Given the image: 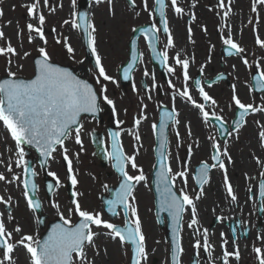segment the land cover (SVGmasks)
I'll return each instance as SVG.
<instances>
[{
  "label": "flooded vegetation",
  "instance_id": "af4514ba",
  "mask_svg": "<svg viewBox=\"0 0 264 264\" xmlns=\"http://www.w3.org/2000/svg\"><path fill=\"white\" fill-rule=\"evenodd\" d=\"M177 2L180 7H182L180 2H183V4L185 2L190 3L189 5L185 4L184 8H187L185 10H192L195 19L193 20L191 16L184 13L177 15L174 10L169 19L166 18L169 20H167L168 27L174 42V47L167 49V63L169 66L177 69L174 74L167 72L165 65L156 57L155 52L143 35L138 39L140 59L136 63L133 74H131V81L123 84L118 75V69L114 78V90L108 88L110 86L106 84L108 81H100L102 84L94 83L93 81L94 87L100 97V114L98 117H84L80 119L79 125L82 126L81 139L84 150L81 151V146L75 143L74 131L65 140V147L68 150L69 158L73 162L74 174L78 180L75 189H73V185L68 178L67 162L63 159L62 148L57 147L53 158L48 159L47 167H45L40 164V160L44 158L38 154L39 152L35 148L25 146L26 164L37 173L34 177H31L33 182L36 183L37 189L35 193H32L31 189H29V192L41 204L39 209L35 211L30 210L23 195L24 186L22 183V180L28 177L27 174L22 172L21 168L15 167V160L17 158L15 143L5 129V134L11 143L8 148V141L5 139V143L3 144L5 149L1 148L0 173L6 176L7 181L12 180V174L20 176L21 181L12 183L0 181V196L4 197L5 200L11 197L10 204L5 205L0 203V220H3L7 230L13 233L14 241L19 240L25 234L32 235L42 241L51 231L53 225L62 223L60 213L65 218L70 219L73 224L78 223L80 218L74 213H69V209L74 208L72 204L73 190L80 193L77 199L82 209L93 213L99 212L102 214V219L121 227L124 226L125 215L121 207L117 208L118 214L115 216L107 213L104 208V201L114 198V189L119 184V181H121L118 174L113 171L114 161L105 158V151L111 149L109 132H120V141L126 154L130 150L135 151V153L140 150L145 151L146 158L144 159L149 163V166L146 169L147 172L144 170L143 173L146 179L140 183H146L147 193L152 194L153 198L152 174L156 163L154 149L156 146H160L159 124L161 114L165 111L171 112L174 107L176 110L175 118L179 123L173 126L172 121L166 122L164 129V137L166 139L165 152L168 156L167 162L171 166L173 173L182 171L185 164H187V184L185 186L184 179L177 177L173 190L179 195L180 190L183 189L193 198L198 219V225L195 226V229L188 228L187 225L192 219V212L191 207L185 206V211L181 214L180 221V237L183 247V253L180 257L181 264H210V261L213 264H222L224 251L221 248L222 232L224 233L223 239L228 241L225 245L228 251H234L237 246L239 248V260L232 257L230 258V264H258L253 248L260 247L264 249V240L257 239V236H264V197L259 195L258 187L261 179H264L259 175L260 172L264 171V163L257 164L256 158L264 161V148L261 147L259 138V132L262 126H264V111L250 112L243 118L245 123H243L239 132L232 131L235 122L239 119L240 110L232 101L233 90L231 85L233 76L236 82L233 81L232 83L236 86L235 92L241 102L252 104L257 108H264V90L256 91L251 85V74L253 71L258 73V70L254 68L253 70L251 69V73H247L246 65L240 59L241 54L239 56L228 55L226 52L228 46L224 45L222 41H219L221 43L217 44L212 34H210L213 38H211V42H203L209 46L214 43V46L205 47L204 50L206 52L203 51L199 56L200 52L198 51L200 48L193 49L188 46V42L191 41L192 43L193 40L194 42H200L198 37L200 31L202 32L203 30L204 33L217 31L219 37L222 32L223 36L227 37L228 28L225 27L232 26V21L226 22L223 15H220L224 21L222 25L221 20H218L215 17L216 15H214L213 18H216L215 22H217L218 26L210 29L209 27H212V25H209L211 22L208 20L209 18L200 16L198 14L200 9L193 7L194 3L192 2H196V0H192L191 2L190 0H177ZM168 3L171 6V0H167V6ZM215 3L218 4L219 0H215ZM234 22L236 24L238 21ZM147 23L151 25L155 23L157 25L158 40L156 42V51L163 52L167 43V34L163 32L162 26L154 15ZM243 26L236 29L230 27L233 40L241 47L244 46V43L241 41L242 36L240 37L241 29L245 28ZM189 27L192 30L191 40L189 39ZM133 29L129 32L124 42V45H126V58L128 57L127 53L129 50L128 42L133 35ZM259 37L264 40L260 33ZM189 51L190 54H195V58L199 59L201 64H196L188 58ZM215 53L220 54V59L215 60ZM178 54L181 59L189 60L188 72L190 79L187 82L183 80L182 69L175 63L174 57ZM206 55L210 57L208 63L204 62L206 61L204 60ZM237 57L241 63L231 64L230 61ZM222 60L226 64L221 62ZM225 66L229 68L225 69ZM260 66V70L264 71V64H260ZM202 67L203 72H201ZM145 71L149 75L145 76ZM196 80L201 81V85L205 91L217 102L216 105L207 102L206 111L209 113L215 111L222 120H216L210 116L208 121H204L198 109L193 107L185 98L175 95L176 90H183L186 84L193 98L198 103H205L200 97L199 91L195 88ZM169 81L175 85V88L169 87ZM133 84L136 85L135 91L133 90ZM242 84L243 86L245 84L246 90L250 92L249 99H246ZM102 87H106L107 91L104 94L114 102L115 115H113L112 111L113 105H108L103 100L104 94L100 91ZM221 87H225V90L229 88L228 98H217L218 93L216 92ZM119 88L125 91L126 100L124 101H119L117 97L119 96ZM223 93L226 92L221 91V94ZM149 96L151 99H149ZM173 96H175L174 100ZM142 112L146 119H142L139 126H136L135 120L140 118ZM117 120L123 123L117 126ZM257 121H259V124H257ZM222 122L224 124L223 134L220 127ZM153 123L157 125L155 133L152 129ZM195 128H200V136L195 133ZM189 131L191 135H189ZM177 132H179V138L177 137ZM229 132H231V135L228 134ZM136 135L140 136L139 141L135 139ZM213 139L220 145L221 152L226 148L228 155L231 157L232 163H228V158L225 156H222L221 159L225 162L229 181L233 185L237 196L236 201H232L227 196L224 186V171L218 167H209L208 182L206 184L201 186L197 183L196 178L200 175L199 169L201 163L206 162L210 166L214 163L211 159L213 155ZM189 146H191V154H189ZM97 152L103 153L104 158L99 157ZM139 161L140 159L135 157V162L138 166L141 165ZM8 164H12L11 173L7 171ZM127 170L130 175H137L136 170L132 169L130 165L127 166ZM48 171L55 172L59 177L60 184L58 187L55 185V180L48 176ZM246 173L250 179L245 178ZM49 183L53 184L51 190L48 188ZM140 183L134 185L133 194L135 188ZM105 185L108 187L105 188ZM249 188L252 189L251 192L248 191ZM201 192L200 198L196 199L197 194ZM53 203L59 205V210L52 207ZM87 205L90 206V210L87 209ZM9 213L13 217L11 221L7 218ZM153 215L154 222L162 229L160 236L165 243L169 244V251L156 257H150L148 254L143 264H173L170 241L168 239L169 226L174 224L172 217L163 213L161 221L157 222L155 212H153ZM138 216L142 232L144 233L142 228V224H144L143 219L140 213H138ZM217 217H221L222 219L218 221ZM146 220L148 221L149 218L146 217ZM171 220L172 222H169ZM17 226L21 228L20 233L14 231ZM204 229H207L209 242L213 246L211 256L203 248L200 249L197 255L196 250L193 248L195 239L200 238L201 241L203 240ZM197 230L200 233L199 237L196 235ZM92 231L97 233L96 237H102L106 245L114 243L115 240L119 241L118 238L112 239L107 234L108 230L103 227L92 226ZM95 238L94 243L96 241ZM123 245H126L130 250L128 243H124ZM11 255L13 264H31L30 256L23 246H17ZM127 256V264H130L131 255ZM74 257L75 254L73 262L76 259ZM125 258L126 256H123V261ZM2 259L3 254L2 250H0V260Z\"/></svg>",
  "mask_w": 264,
  "mask_h": 264
},
{
  "label": "snow or ice",
  "instance_id": "6c2138e0",
  "mask_svg": "<svg viewBox=\"0 0 264 264\" xmlns=\"http://www.w3.org/2000/svg\"><path fill=\"white\" fill-rule=\"evenodd\" d=\"M102 0H96V3H101ZM108 4H112V0H107ZM231 2L228 0V4H225V0H219L218 7L226 9L223 11V17H228L231 13ZM45 6L48 5L49 0H43ZM75 5L76 0H72ZM135 4V0H132ZM157 5V11L160 17V24L162 30L167 34V43L163 52H156V57L160 59V62L165 65L169 74H174L177 69L168 65V52L167 49L174 47L172 35L168 27V21L165 17V0H155ZM257 5H264V0H252L251 11L257 12ZM27 13L30 18L37 19L38 25L28 23L26 25L29 36L28 40L31 43L34 38H39L44 44H47L45 38L43 26L45 24V16L39 12V0H33L31 4L27 6ZM145 10L148 9V0H144ZM171 7L177 15L183 14L184 9L178 5L177 0H171ZM111 11V8L109 9ZM55 11V9H52ZM0 15H3L0 12ZM151 16L152 13L150 12ZM192 19H195V15L191 14ZM258 19V17H257ZM71 24L73 29H82L87 37V47L91 51V54L95 57V69L97 70V83H100V78L104 81H113V77L106 73V70L102 64L101 57L97 52L96 48V28L94 23L87 19L84 13L78 14L73 13L71 21L65 20L64 24ZM136 31V29H133ZM140 31L143 33L145 39L148 41L153 51L156 50V42L158 40V28L155 23L150 27L141 28ZM255 31V29H254ZM189 39L191 40V27L188 28ZM35 33V37L32 35ZM4 38V33L0 31V39ZM223 44L228 46L226 52L228 55H237L245 51L237 42L233 40L230 26H228L227 37L221 36ZM61 43L59 39L56 41ZM64 46L68 53H72L74 49L68 43V38L65 37L63 40ZM135 41L132 42V53L131 62L123 69V78L129 79V74L133 70L134 64L140 59V55L135 47ZM256 44L261 48H264V40L260 39L257 35ZM39 58L35 60L34 76L31 79L17 78V74L10 69L7 72V79L0 80V123L10 134L11 139L15 143L16 148V160L15 167L21 168L22 172L27 174V179H23L22 183L24 186L23 195L27 201V207L30 210H37L41 207L38 200L30 195L29 189L32 193H35L37 189L36 183L33 182L31 177H34L37 173L29 166L25 161V145L34 147L39 155L44 159L40 160V164L47 167L48 159L53 158V154L56 152L57 147L63 149V159L67 162L68 178L73 185V189L78 184V180L74 174L73 162L69 158L68 150L65 147V140L69 137L70 133L74 131L75 143L80 145V150L83 151V141L81 139L82 126L79 125L78 117L81 113H95L99 110L97 104V93L93 90V87L85 81L77 79L72 73L66 69L57 67L51 63L50 55L46 47L38 48ZM0 55L5 56H16L18 55L17 50L9 42L7 46L0 47ZM29 53L25 52L24 56L27 57ZM176 65L182 69L183 80L187 82L190 79L189 76V60L181 59L179 54L174 57ZM12 63L11 60L8 61ZM243 63L248 65V60L243 59ZM22 67V66H21ZM258 75L253 77L256 80V87L258 90H264V71L260 70L259 64L256 65ZM203 72V67L201 68ZM145 76L149 75L147 71L144 73ZM219 78V77H218ZM114 82V81H113ZM170 88H175V85L171 81L168 82ZM155 86V85H154ZM211 86V84H209ZM145 87H147L145 85ZM195 88L199 91V95L205 103H198L193 96L190 94L187 85L185 84L183 90H176L175 95L185 98L189 103L199 110L204 121H208L209 117H213L216 120H222L215 111L209 113L206 111V103L211 102L212 105H216V101L205 91L201 85L200 80L195 81ZM133 90H136V85L133 84ZM101 93H106V87L101 88ZM149 99L151 97L149 96ZM175 96H173V100ZM103 100L108 105H113V115L116 113L114 102L104 94ZM232 101L234 105L240 110L239 119L234 124L232 131L238 133L242 127L244 117L250 112L256 113L264 111V108L254 107L252 104H244L238 98L235 92V86L233 85ZM176 110L173 107L172 111H165L161 114L159 129H160V159H159V170L157 172V182L161 196V211H166L172 217L174 222L173 231L176 233L173 246H172V261L173 264H181L180 257L183 253V247L181 244L180 237V221L181 214L185 211V206L191 207L192 219L188 223V228L195 229L198 225V219L196 216V206L192 197L188 195L183 189L180 190L179 195L173 191L175 180L177 177L183 178L185 186L187 184V164L182 171L173 173L171 166L168 164V156L165 152L166 139L164 137V129L167 121H172L173 126L179 123L175 118ZM142 119H146L141 113L140 118L135 120V125L139 126ZM122 121L117 120L116 124L119 126ZM259 124V121H257ZM221 130L223 134L224 124L221 123ZM153 132L157 130V125L153 123ZM231 135V132L228 133ZM189 135L191 132L189 131ZM111 140V149L105 151V158L114 161L113 166L116 171L122 177L119 188L115 192L113 199L106 201L107 211L113 216L117 215V206H120L125 215L124 226H118L107 220L102 219V215L99 212L93 213L82 209L81 204L77 197L80 193L73 190L72 192V204L74 208L69 209V213H74L80 219L78 223L73 224L70 219L60 213V219L62 223L53 225L48 235L41 241L40 239L25 234L21 236L19 240H13V233L9 232L5 226L3 220H0V250H2L3 259L0 260V264H13L12 253L17 246H23L30 256L31 264H74L73 256L80 261V264H92L91 261H87L85 246L93 245L94 238L97 233L92 231V226L103 227L107 229V234L112 239H119L121 244L129 242L132 245V259L131 264H143V261L147 258L145 250V236L141 229L140 219L135 207V197L133 195V187L135 184L144 181L146 178L143 171L139 169L135 162V155L129 156L124 152L123 146L120 141V132L114 131L109 132ZM179 138V132H177ZM260 144L264 148V126H262L259 132ZM135 139L140 140V136L136 135ZM213 155L211 157L214 162L211 166L202 162L199 172L200 175L196 178L199 185H204L208 182V171L209 167H218L224 171V186L227 192V196L232 201L237 200V196L234 192L233 185L230 183L225 162L221 159L222 156L228 158V163H232L231 157L228 155L227 149L225 148L221 152L220 145L213 139L212 143ZM189 154H191V146H189ZM257 164H262L259 158H256ZM130 165L132 169L139 171L138 175H130L127 166ZM7 171L12 172V164L7 165ZM48 176L55 180V185L58 187L60 184L59 177L55 172L48 171ZM260 177L264 178V171L260 172ZM246 179H250L245 174ZM7 178L3 173H0V181H6ZM21 181V177L15 174L12 175V180L7 181L8 183ZM108 186L105 185V188ZM259 195L264 197V179H261L259 185ZM49 190L53 188V184H48ZM252 191L251 188L248 189ZM200 194H197L196 199L200 198ZM251 198V197H250ZM11 197L7 200L0 196V203L5 205L10 204ZM52 207L59 210V205L56 203L52 204ZM130 217V218H129ZM8 220L11 221L13 217L9 213ZM222 218L217 217L220 221ZM14 231L16 233L21 232V228L17 226ZM197 237L200 233L197 230ZM222 243L221 248L224 249L222 255V264H230V258L235 257L239 260V248L238 246L234 251H228L225 245L228 243L226 239H223L224 233H221ZM258 240H264V236H257ZM212 244L209 242V236L207 229L203 230V240L200 238L195 239L193 248L196 250L197 255L201 248L211 256ZM258 264H264V249L260 247L253 248ZM210 264L213 262L210 261Z\"/></svg>",
  "mask_w": 264,
  "mask_h": 264
},
{
  "label": "rangeland",
  "instance_id": "374dc122",
  "mask_svg": "<svg viewBox=\"0 0 264 264\" xmlns=\"http://www.w3.org/2000/svg\"><path fill=\"white\" fill-rule=\"evenodd\" d=\"M79 0H76L75 5H73L72 0H49V3L47 6L44 5L43 0H39V12L40 14H43L45 16V24L43 26L45 38L47 40V44L45 45L43 41H41L39 38H34V40L30 43L28 40L29 32L26 27L28 23H32L34 25H38V20L30 18L27 13V7L24 4L22 0H0V12L3 13V15H0V31H2L8 24H11L14 28L12 31V36L7 35L4 36L3 39H0V47H5L10 42L11 45L17 50L18 55L16 56H5L0 55V78L2 76H6L8 70L15 72L17 74V77L22 76L25 78H31V76L34 73V65H33V58L34 56L39 55L38 48L39 47H46L50 58L52 62H56V60H59L60 64L67 65V62L79 67L80 65L84 64L86 62L85 59V52L82 46V39L81 35L78 29H73L71 27V24H64L65 20L71 21L73 18V13H76V6L77 2ZM192 0H190L191 2ZM33 2V0H32ZM92 4V12H95L98 17L101 18V26H102V32L98 33L99 37L96 41V48L97 52L101 57L102 64L106 70V73L114 78L116 77V71L119 67V64H122L126 59V45H124L125 39H127L129 32L134 28L135 26L147 23L149 20H151L153 16V0H148V9L145 10L144 7V0H135L136 9L133 11L131 8L127 5V3L124 0H112V4L109 5L107 0H102L101 3H96V1H93ZM194 3L195 8L202 9L209 11L216 15L215 17L218 20H221V24H224L223 18L220 17L219 10L221 8L218 7V4L215 3V0H196ZM62 4H64L68 9V18L65 20L57 19L56 17H50L48 15L49 12H54L52 9L57 10ZM182 5V8L184 9V14L191 16V14H194L192 10H185L187 8H184V5H189L190 3L180 2ZM198 4L197 6H195ZM225 4H228V0H225ZM186 5V7H187ZM252 6V0H245L244 8L242 9V17L240 18L243 22V27L245 30V37L247 39V43H244L243 47L245 51L241 53L240 59H247L248 65H246L247 73H251V71L254 68H257L256 65L264 64V48H261L256 44V41L254 39V31H253V19L255 13L251 11ZM192 7V8H193ZM111 8V11L109 10ZM166 11V18L169 19V16L172 15L173 9L169 5L167 6ZM257 11H259L260 15L263 16L264 19V5H261V10L259 9V6L257 5ZM92 12H91V19H92ZM152 13L150 16L149 13ZM53 13V14H54ZM53 14H51L53 16ZM100 15V16H99ZM216 18H214V22L216 21ZM167 19V20H168ZM169 21V20H168ZM263 22V21H262ZM69 29L70 32H72V35H75V42L73 40V49L74 51L70 54L63 46V40H64V32L66 29ZM183 30V29H182ZM184 31V30H183ZM211 31V30H210ZM260 33V31H259ZM209 33L205 32L204 30L199 34L200 42L204 39ZM213 35V38L216 39V43H221L219 41H222L220 38L223 33L221 32L220 37L218 36L219 33L217 31L210 33ZM32 35L35 37V33H32ZM184 36V34H183ZM224 37H226L224 35ZM212 38V39H213ZM220 38V39H218ZM62 41L61 43H57V40ZM223 42V41H222ZM189 43V47L196 49L200 48L198 52L203 53L206 52L204 49L205 47L209 46L206 45L205 42H202L201 44L197 45L196 47L192 46L194 44V40ZM199 43V41H198ZM214 43L210 45L209 47H213ZM203 48V49H202ZM202 49V50H201ZM196 51V50H194ZM193 51V52H194ZM27 52L29 55L27 57L24 56V53ZM209 52V50H208ZM208 55V54H207ZM206 55L204 62L208 63V60H210V57ZM215 60L220 59V54L215 53ZM188 58L191 59L196 64H201L199 59L197 60L195 58V54H190V51L188 53ZM240 59L233 58L232 61H230L231 64L233 63H241ZM11 60L12 63L9 64L8 61ZM220 62V61H219ZM221 62H224L223 60ZM224 64H226L224 62ZM22 66V67H21ZM91 73V81H94V83H97V70H94L91 66H88ZM261 67V66H260ZM228 66H225V69H228ZM252 69V70H251ZM141 71L138 73L140 75ZM235 77L232 76L231 79V85L233 90L232 83ZM100 81L102 82L103 79L100 78ZM108 81L106 83L107 85H110L108 88L111 90H114V82ZM236 82V81H235ZM102 84V83H100ZM237 85L239 87V84L237 82ZM223 86V85H222ZM246 85L242 84V88L245 91L246 99H249L250 92L246 90ZM236 87V86H235ZM237 87V88H238ZM221 91H224L226 93L221 94ZM216 92V91H215ZM233 92V91H232ZM231 92V94H232ZM218 93L217 98H223V97H229V88L225 90V87H221L216 92ZM119 101L126 100V94L125 91L122 88L118 89ZM217 95V94H216ZM5 128L2 124H0V152L1 148L4 150L5 147L3 144L5 143V139L8 141V148L10 147V141L8 140L7 135L5 134ZM127 155L132 156L135 155L137 159H140L139 164H141L139 169H141L144 173V170H146L149 166V163L145 161L144 158H146L145 151H135L130 150L127 151ZM1 154V153H0ZM148 158V157H147ZM136 174H139V171L137 169ZM147 172V170H146ZM13 175V174H12ZM7 182V180L5 181ZM146 183H141V185L138 187V189H135L134 197H135V206L138 208L137 213H140V216L143 219L142 228L144 231L145 236V250L146 254L150 255V257H156L161 256L163 253H167L169 251V244L165 243L162 237L160 236V232H162V229L158 227V225L154 222V205L152 203V194L147 193L148 189L146 188ZM139 192L137 193V191ZM87 209L90 210V206H86ZM102 215V214H101ZM146 217L149 218V220H146ZM95 243L93 245H87L85 246V253H86V259L87 261H91L92 264H127L128 256L130 254V250L126 245L121 244V242L115 240L114 243H108L106 245L105 240L102 237H96ZM152 255V256H151ZM123 256H126L125 260L123 261ZM75 258V257H74ZM77 260V258L74 260V264H80V261Z\"/></svg>",
  "mask_w": 264,
  "mask_h": 264
},
{
  "label": "bare ground",
  "instance_id": "6f19581e",
  "mask_svg": "<svg viewBox=\"0 0 264 264\" xmlns=\"http://www.w3.org/2000/svg\"><path fill=\"white\" fill-rule=\"evenodd\" d=\"M22 1L24 2V4L26 6L28 4L32 3V0H22ZM244 4H245V0H232V2H231L232 11H231V13L229 14L228 17H224V20L226 22L232 21L231 22L232 26H230L232 29H236L237 27H242L243 26L244 20L241 21L240 18L242 17L241 15H242V9L244 8ZM225 10L226 9H220L219 10V14L223 15V11H225ZM53 13L54 12H49L48 15L51 18L52 17H56L57 19H60V20H65V19L68 18V9H67V7L64 4H62L57 10H55L54 14ZM51 14H53V16ZM198 14L200 16H203L204 18H207V19L209 18L208 20L211 21L209 25H212V27H209L210 29H213V27L218 26L217 22H214V18H213L214 14L213 13H211L209 11H206V10L200 9L198 11ZM253 16H254V19L252 20L253 21V25H252L253 26V31L255 29V31L253 33L254 34L253 37H254V39L256 41V37H257V35L259 36V31H260V34H261V36H263V39H264V19H263V16L260 15L259 11H257L255 13V15H253ZM100 17H98L95 12H92L91 21L94 23L95 28H96V32H95L96 41H97V39L99 37L98 33L102 32V26H101V22H100L101 18ZM257 17H258V19H257ZM234 21H238V22L235 24ZM233 23H234V25H233ZM3 28L4 29L2 30V32L4 33V36H7V35L12 36L13 35L12 31L14 30V28H13V26L11 24H8L7 26H5ZM225 28H228V27H225ZM207 31H209V30H207ZM64 34H65L64 38L67 37L68 38V43L70 44L71 47H73L72 46L73 45L72 44L73 40H74V43H76L75 42V38H76L75 35H72V32H70L68 28L65 30ZM244 35H245V30L241 29L240 37L241 36L243 37ZM242 37H241L242 43H247V39L245 37H243V38ZM211 38H212V35L210 36V33H209V35H207L206 38L203 39L201 42H199V43L195 42L194 46H197V45L201 44L203 41L209 43V41L210 42L212 41ZM63 46H64V43H63ZM64 48H65V46H64ZM199 56H200V53H199ZM200 131H201L200 128H195V133H197V135H199V136H200Z\"/></svg>",
  "mask_w": 264,
  "mask_h": 264
},
{
  "label": "water",
  "instance_id": "95a60500",
  "mask_svg": "<svg viewBox=\"0 0 264 264\" xmlns=\"http://www.w3.org/2000/svg\"><path fill=\"white\" fill-rule=\"evenodd\" d=\"M93 1H96V0H92V1H91V5H90V14H89V19H90V20H91V12H92V10H93V8H92V4L94 3ZM88 4H89V2H88L87 0H83V1H81V2L79 3L77 17H78V14H79V13H84L85 16H86V18L88 19ZM155 10L157 11V5H156V9H155ZM157 14H159L158 11H157ZM80 30L83 32L82 29H80ZM82 35L84 36V42H85V45L87 46V37H86V34L83 32ZM87 56H88L89 58H91L89 52H88V55H87ZM38 58H39V56L34 57V63H35V60L38 59ZM56 62L60 64L59 60H56ZM53 64H55L57 67H60V68L66 69L68 72L72 73V75L75 76V77H76L77 79H79V80H82V81L87 82L83 77H86V78H88L89 80H91V77H89L91 71H90V69H89V67H88V66H91V65H90L87 61H86L84 64L80 65L79 67H76V66H74V65H72V64H70V63L67 62V65H68V66L74 68V70H75L79 75H81V76H83V77L77 75L72 69H70V68H68V67H64V66L61 67V65H58V64H56V63H53ZM91 67H92V66H91ZM123 69H124V67L122 68V71H123ZM19 77H22V76H19ZM7 78H8V76L6 75L5 77L1 78V80H2V79H7ZM25 80H26V79H25ZM254 83H255V85H256V82H254ZM88 84H89V83H88ZM97 104H98V98H97ZM95 113H98V111L95 112ZM95 113H81L80 117H78V121H79V119L81 118V116L84 115V114H85V116H86V115H92V114H95ZM159 153H160V147H159V148L157 147V149H156V155H157V158H158V159H160ZM158 170H159V160H158V163H157V168H155V172H154V173L157 174ZM152 180L154 181V189H153V190H155V192H156V200H155V201H156V204H157V211H156V212H157L158 216L160 217V216H161V208H160V207H161V196H160V191L158 190L160 186L158 185V182H157V176H154V178H153ZM140 185H141V183H140ZM140 185H138V186L136 187V189H138V187H139Z\"/></svg>",
  "mask_w": 264,
  "mask_h": 264
}]
</instances>
